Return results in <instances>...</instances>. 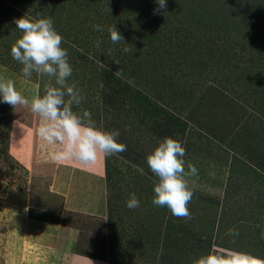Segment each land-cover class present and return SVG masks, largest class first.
I'll return each mask as SVG.
<instances>
[{
  "label": "rangeland",
  "instance_id": "374dc122",
  "mask_svg": "<svg viewBox=\"0 0 264 264\" xmlns=\"http://www.w3.org/2000/svg\"><path fill=\"white\" fill-rule=\"evenodd\" d=\"M0 1V80H12L31 102L55 81L22 75L23 65L11 56L17 40L6 26L11 16L44 18L49 4L29 0L27 10L17 11L13 0ZM75 1H54L77 8L75 24L64 26L69 32L57 30L61 46L71 54L88 47L106 58L95 68L68 55V83L84 97L73 112L89 111L99 130H118L117 142L126 146L111 157L99 154L92 168L104 176L93 204L105 200L110 218L63 213L50 189L60 146L39 137L44 122L30 104L0 103L12 124L10 139L0 142V264H90L59 251L53 233L60 226L83 230L79 253L91 264H196L210 252H239L264 264V0H167L160 12L155 0ZM112 27L126 44L111 42ZM82 33L97 36L74 43ZM165 138L185 148L186 172L189 165L197 169L184 177L193 192L191 219L152 204L159 181L147 157ZM132 193L140 200L135 210L126 206ZM31 208L48 221L30 219Z\"/></svg>",
  "mask_w": 264,
  "mask_h": 264
},
{
  "label": "clouds",
  "instance_id": "9594fccd",
  "mask_svg": "<svg viewBox=\"0 0 264 264\" xmlns=\"http://www.w3.org/2000/svg\"><path fill=\"white\" fill-rule=\"evenodd\" d=\"M155 3L158 7L154 12H160L167 6V0H155ZM15 24L23 35L12 46L11 56L23 65L22 75L31 78L36 73L54 80L55 85H46L45 94L29 102L16 90L12 80H0V103L14 108L30 104L31 112L44 122L38 129L39 137L49 145L60 146L53 155L57 162L74 160L87 167L96 163L99 154L111 157L125 151L126 146L117 142L120 136L118 130L101 131L96 127L89 111H83L82 115L73 112V107L79 106L84 97L74 84L68 83L73 69L68 61L67 50L61 46L63 37L55 29L53 20L30 19L25 15L15 20ZM93 29L97 32L104 31L100 24H94ZM108 31L113 44L124 42L116 27L109 28ZM102 43V40H98L96 47L99 48ZM124 51L130 52L131 48L126 47ZM185 155L186 150L180 142L165 138L147 157V165L159 181L153 189L155 195L152 204L160 208L166 207L173 216L191 219L187 205L193 192L188 188L184 177L197 175V169L189 165L188 172L185 171ZM126 206L130 210L140 207V200L135 193L131 194ZM228 234L238 235L234 229H230ZM196 264H256V261L239 252L227 255L210 252L199 258Z\"/></svg>",
  "mask_w": 264,
  "mask_h": 264
},
{
  "label": "crops",
  "instance_id": "0c3cea01",
  "mask_svg": "<svg viewBox=\"0 0 264 264\" xmlns=\"http://www.w3.org/2000/svg\"><path fill=\"white\" fill-rule=\"evenodd\" d=\"M55 162V169L52 173V187L50 188L52 192L55 194L54 196L60 197L62 200V209L63 213L71 214V216H83L89 218H107L109 220V207L105 206V200L103 203L97 202L99 206L93 204V201H96V198L93 197V192L95 189L96 183H102L103 177L100 176L94 167V171L92 170L93 165L91 166H83L80 165L78 162L72 163L69 160H63L60 162ZM97 183V184H98ZM105 184V180H104ZM104 187V185H103ZM99 189V193L102 195L103 199L106 198V195L103 191ZM99 196V195H98ZM50 227L51 225H43ZM56 231V232H55ZM54 231V243L61 249H64V252H67L68 255H71L72 259H81L84 260L85 263H92L96 262L94 259L89 257H80L82 254V248L86 245V238L85 240L82 238V232L79 227H62L60 226L59 229ZM80 243V244H79ZM83 244V245H82ZM78 251V252H77ZM63 252V251H62ZM63 252V253H64ZM80 263V262H79Z\"/></svg>",
  "mask_w": 264,
  "mask_h": 264
},
{
  "label": "trees",
  "instance_id": "16d2710c",
  "mask_svg": "<svg viewBox=\"0 0 264 264\" xmlns=\"http://www.w3.org/2000/svg\"><path fill=\"white\" fill-rule=\"evenodd\" d=\"M12 1V0H11ZM15 2V5H16V9L18 11L19 10H27V6L29 4V0H13ZM56 0H46V3L49 4V6L47 7V9L49 11H45L44 13H46L47 15H44L45 17L44 18H51L54 22V27L56 30H60V32H66L67 30H65V28L67 27H64V26H68V27H71L75 24V16H74V12L75 10L74 9H77L75 8L74 4L69 6L70 8H67L65 6H63L64 8H60V7H56V2H54ZM77 1V2H76ZM74 3L75 4H80L81 2L76 0ZM82 1V0H81ZM4 4V1H0V7H2V5ZM32 9V8H31ZM79 9V8H78ZM98 12H101L99 16H102L104 17V12L102 11V9H98ZM15 14V13H14ZM16 15V14H15ZM15 17V16H14ZM13 16H11V18L9 19L8 21V25L6 26V33L7 35H9L12 39H15V40H18L19 38L22 37L23 33L20 32L18 29L15 31H12L14 30V27L12 28V25L15 24V19H14ZM59 21L62 25H58L56 22ZM69 32V31H67ZM96 34H92L91 36H86L82 33V37H81V40H77L75 41L74 43H77L78 44V41L79 42H82V44H86V43H89L90 42V38H92L93 36H95ZM75 36L77 37V34L75 33ZM97 36V35H96ZM99 36H102V35H99ZM86 39V40H83V39ZM93 40V39H92ZM91 40V41H92ZM95 42V38L93 40ZM77 46V45H75ZM78 47V46H77ZM82 47L81 50H85L87 51L88 53H83V52H80V51H73V54L71 53H68L71 54V57L73 59L71 60H76L77 62H81L83 61V63H85L86 61L91 63L93 67H97L98 65L95 63V61H99V62H105L104 61V57L103 56V53H98V57H95V54H91V50L88 48L86 50L85 47L83 46H80ZM12 48V47H11ZM105 48V47H104ZM80 49V48H79ZM93 49L95 50V47L93 46ZM73 49L70 48V51H72ZM88 54H91V56H88ZM93 55V56H92ZM85 56V57H84ZM103 56V57H101ZM107 56H109L107 54ZM96 58V59H94ZM109 60V59H108ZM72 62V61H71ZM81 63V65L83 64ZM87 64V63H85ZM80 66V64L78 65ZM94 71H96V69H94ZM95 74V73H93ZM44 77V76H43ZM44 79L46 81L49 80V78L47 77H44ZM51 81V80H50ZM45 94L44 90L42 89L40 91V94H39V97H42L43 95ZM82 95V94H81ZM83 96V95H82ZM67 99V98H65ZM85 99H88V98H85ZM3 106L0 104V117L2 118L3 122H4V127H2L0 129V142H6V141H3V138L6 137V139L8 140V138L10 139L11 137V132H12V124H11V119L9 118V116H11V114H6L5 113V109L2 108ZM4 149V148H3ZM5 150L9 153V150L8 148L6 147ZM35 209V208H34ZM33 208L29 209V218L30 219H33V220H37V221H48L49 218H42L41 215L39 214H36L34 213L35 209L34 210ZM39 212H41L40 210H38ZM42 213V212H41Z\"/></svg>",
  "mask_w": 264,
  "mask_h": 264
}]
</instances>
